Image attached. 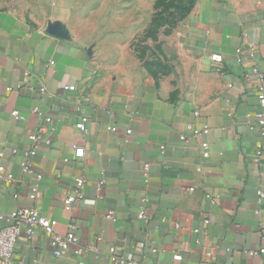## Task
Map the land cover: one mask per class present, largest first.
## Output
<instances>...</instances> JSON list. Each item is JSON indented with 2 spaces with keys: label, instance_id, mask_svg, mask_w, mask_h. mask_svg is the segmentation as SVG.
<instances>
[{
  "label": "crops",
  "instance_id": "1",
  "mask_svg": "<svg viewBox=\"0 0 264 264\" xmlns=\"http://www.w3.org/2000/svg\"><path fill=\"white\" fill-rule=\"evenodd\" d=\"M72 1L34 0L18 9L0 3V152L15 180L0 183V213L29 206L38 190L34 206L56 222L55 232L64 235L74 219L77 245L96 244L99 254L55 258L47 236L36 231L22 236L11 264H111L110 246L127 255L137 242L145 247L136 257L147 264H264L247 254L261 245L264 226V206L255 212L256 192L264 191V136L250 129L256 81L243 79L252 64L264 75V0H201L164 49L162 73L137 76L118 72L104 50L68 37V17L53 11L68 16ZM247 44L255 46V59L238 64L235 52ZM211 53L222 56L220 71ZM25 73L34 86H45L42 99L19 91ZM65 85L74 90L63 91ZM34 107L51 123L33 115ZM81 118L88 119L86 132L76 128ZM204 124L210 130L202 138L187 130ZM28 132H37L40 143L33 172L23 173ZM74 145L84 149L81 160ZM79 177L86 180L81 200L66 211L63 200ZM144 201L148 224L137 219ZM108 212L113 221L105 218Z\"/></svg>",
  "mask_w": 264,
  "mask_h": 264
},
{
  "label": "built area",
  "instance_id": "2",
  "mask_svg": "<svg viewBox=\"0 0 264 264\" xmlns=\"http://www.w3.org/2000/svg\"><path fill=\"white\" fill-rule=\"evenodd\" d=\"M256 49L253 44H247L245 48H238L235 52V60L238 64H243L246 62L253 63L255 59ZM210 62L216 66V70H219V66L223 63V58L218 53H211L209 56ZM54 62L50 61L47 67H53ZM250 76L254 78L257 84L256 97L258 102V107L256 113L254 114L255 122L250 125L251 130H258L261 136H264V75L260 72L259 68L252 64L250 74H245L243 79H247ZM20 92L25 93H37L42 99L46 95V88L43 85L38 87L34 86L30 80L28 73L24 74V82L19 86ZM63 91H72L74 86L65 85L62 87ZM10 91V88L7 89ZM31 113L42 119L44 125L51 123V119L48 117H42V114L38 107H34ZM194 117H198L199 113L197 111L193 112ZM11 116L17 120L22 121L23 117L17 112H11ZM249 117V116H248ZM87 118H81L77 124L76 128L80 132H86ZM44 127H41L39 131L44 132ZM116 128H111V131H115ZM188 132L191 133L194 138H202L207 135L210 128L207 124H204L201 128H193L187 126ZM126 134L130 135L131 132L128 130ZM27 139L31 143V148L22 153L21 169L23 173H32V159L36 156V146L40 143L39 136L37 132H28ZM180 139L186 142L187 138L182 135ZM74 152V157L77 160H81L84 157V149L74 145L72 147ZM163 149V148H162ZM201 149L203 151L204 157H208V144L206 142L201 143ZM16 153V151H13ZM262 154V147L259 146L255 155V159L259 162L260 156ZM3 153L0 152V183L13 184L15 182L12 174L9 172L3 163ZM149 170V165L144 166V175L147 174ZM42 179L41 175H36V181L39 182ZM86 184V180L82 177L76 178L71 185V194L65 197L63 200V207L66 211H71L81 200V191ZM105 185V181H98L95 185V191L97 197L102 196V190ZM40 192L35 190L29 195L31 204L29 206L19 208L10 214L0 213V222H4V226L0 228V264H11L15 248L25 234L28 237L32 236L36 231L43 232L48 238L49 248L53 257L61 258L70 253L75 257L81 258L87 253H93L95 255L99 254V250L96 244L89 245L86 247H80L77 245V238L75 236L76 222L71 219L68 224V231L64 235H59L55 232L56 222L46 216H43L38 209L34 206V203L40 198ZM257 195V206L256 213H260L261 208L264 206V191L258 190ZM145 203L139 208L137 214V219L143 221L144 223H149L147 216V211L145 208ZM105 218L109 220H114L113 213L108 212L105 214ZM204 224H209V221H204ZM259 239L261 245L256 250L247 251L249 256H260L264 261V226L260 224L259 228ZM199 244V242H197ZM142 242H137L132 247L129 254L125 255L122 253L121 248L117 246H110L108 248V259L111 264H147L143 261L137 259L136 255H139L144 248ZM149 250L154 253L156 249L152 246ZM204 256L209 258L211 256L210 252H205ZM179 258V257H178ZM78 264H84L79 261Z\"/></svg>",
  "mask_w": 264,
  "mask_h": 264
},
{
  "label": "rangeland",
  "instance_id": "3",
  "mask_svg": "<svg viewBox=\"0 0 264 264\" xmlns=\"http://www.w3.org/2000/svg\"><path fill=\"white\" fill-rule=\"evenodd\" d=\"M43 4L47 0H40ZM34 0H0L8 7H27ZM74 10L68 16L62 9L53 11L68 17L69 38L89 44L112 58L116 70L162 73L164 49L201 0H73ZM44 10L50 12V8ZM149 74V75H150ZM150 75V76H151Z\"/></svg>",
  "mask_w": 264,
  "mask_h": 264
}]
</instances>
